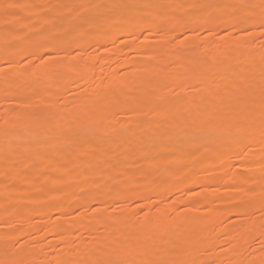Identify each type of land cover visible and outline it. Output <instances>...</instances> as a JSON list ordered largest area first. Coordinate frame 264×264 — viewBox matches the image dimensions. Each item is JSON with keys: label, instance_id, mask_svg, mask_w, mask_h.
I'll return each instance as SVG.
<instances>
[{"label": "rangeland", "instance_id": "rangeland-1", "mask_svg": "<svg viewBox=\"0 0 264 264\" xmlns=\"http://www.w3.org/2000/svg\"><path fill=\"white\" fill-rule=\"evenodd\" d=\"M168 1L0 0L5 258L23 260V248L29 253L38 243L41 253L30 264H55L64 256H70L68 264L119 259L142 264L177 251L197 264L264 261L259 109L257 104L253 113L234 102L244 95L235 84L253 83L251 94L258 98L264 0ZM5 4L31 7L5 9ZM247 10L252 20H245ZM85 17L96 23L84 24ZM53 35L57 43L43 51L58 52L60 59L42 80L46 64L34 53ZM152 56L159 60L155 69L149 68ZM62 64L73 75L72 70L60 75ZM213 105L223 117L214 121L217 126L251 125L252 131L208 130ZM70 107L80 108L77 116ZM161 151L163 165L156 168L152 164ZM77 170L85 173L80 182ZM18 175L25 179L19 186ZM54 180L59 186L51 195ZM58 224L68 229L65 243L45 232Z\"/></svg>", "mask_w": 264, "mask_h": 264}, {"label": "snow or ice", "instance_id": "snow-or-ice-1", "mask_svg": "<svg viewBox=\"0 0 264 264\" xmlns=\"http://www.w3.org/2000/svg\"><path fill=\"white\" fill-rule=\"evenodd\" d=\"M5 9L11 8V7H23V8H28L31 7L29 5H12V4H5L3 5ZM99 7V6H97ZM201 7H214L212 5H204ZM7 15V13H6ZM19 15V14H15ZM84 24H94L96 23L95 20L89 19V18H82ZM11 22V21H9ZM17 23L24 24L23 19H19L16 21ZM251 34V33H250ZM260 35L262 38H264V21H262L261 26H260ZM57 43V37L53 35L50 39L49 42L42 45L40 50H38L34 55H38L40 61L42 64H48L53 61H57L60 59L59 53H53V52H47L43 51V49L48 48L53 46L54 44ZM4 69L0 68V72H3ZM235 87L240 89L243 92V97H236L235 103L240 104L243 103L246 105V108L248 111H252L253 113L255 112L256 105L258 104V109H259V126L261 130L262 136H264V67L261 68L260 71V76H259V93H258V98L255 95L251 94V89L255 86L253 83H245V84H235ZM199 90V89H197ZM215 93L211 89H209V95L212 96ZM216 106L213 105L212 108H210L207 112V120L205 121L206 128L210 131L214 132H228L229 134H241L245 133L251 130V125L244 126V125H238L235 127H219L217 126L214 121L217 119L223 118L216 110ZM136 206L138 208H142V204L140 202H136ZM146 211V210H145ZM140 213L138 212L137 215ZM19 243V241H17ZM13 247H16L13 245ZM262 248H264V244H262ZM18 255V253L16 254ZM170 256L172 258L169 259H162V260H150V261H145L142 262V264H197L196 261L193 260H186L181 258L180 253L177 252H171ZM0 264H29L28 261L26 260H20L16 259L15 255H7L6 258H0ZM97 264H135L134 261H129L127 259H119V260H109V261H99ZM261 264H264V261L261 262Z\"/></svg>", "mask_w": 264, "mask_h": 264}, {"label": "bare ground", "instance_id": "bare-ground-1", "mask_svg": "<svg viewBox=\"0 0 264 264\" xmlns=\"http://www.w3.org/2000/svg\"><path fill=\"white\" fill-rule=\"evenodd\" d=\"M101 0H98V3L100 2ZM167 2H170V1H168V0H161V5H164L165 3H167ZM42 3H44V2H42ZM97 3V4H98ZM46 4V3H45ZM100 4V3H99ZM30 6V5H29ZM33 9V8H32ZM30 10V9H29ZM50 10V9H49ZM26 11V10H25ZM28 11V10H27ZM33 11V10H32ZM193 12V11H192ZM225 11L224 10H222L221 12H220V15H222L223 13H224ZM29 13V12H28ZM53 13V12H52ZM68 13V12H67ZM194 15L195 14H198L199 12H198V10H195L194 12ZM246 15L244 16V18H245V20L246 19H248L249 20V18H251V20H252V18L253 17H255V16H253V17H251V14H248L249 12H248V10L246 11ZM251 13H253V12H251ZM41 14V13H40ZM54 14V13H53ZM77 14V13H76ZM49 15H52V14H49ZM55 15V14H54ZM53 15V16H54ZM73 16V15H72ZM72 16H69V17H72ZM43 17L45 18V16L43 15ZM49 17V16H48ZM51 17V16H50ZM68 18V17H67ZM64 19V18H63ZM72 19V18H71ZM58 20V19H57ZM61 19H59L58 21H60ZM63 21V20H62ZM64 22V21H63ZM68 22V21H67ZM66 23V22H65ZM70 23V22H69ZM102 24H103V22H101ZM101 24V25H102ZM69 25V24H68ZM72 25V24H71ZM53 29V28H52ZM54 30V29H53ZM61 30V29H60ZM132 30V29H131ZM131 30L129 29L128 31H127V33H129V32H131ZM135 31V30H134ZM137 33V32H136ZM226 45V44H225ZM224 45V46H225ZM227 45H228V43H227ZM226 45V46H227ZM263 50V49H262ZM235 51V50H234ZM264 52V51H263ZM54 64H55V62H53ZM53 63H51V64H46L45 65V68H44V71H43V74H42V76H41V79L42 80H46L50 75H51V70H53L52 69V64ZM93 63V62H92ZM56 64H57V62H56ZM56 64H55V66H56ZM94 64V63H93ZM158 64H159V60H158V58H157V56H152L151 58H150V60H149V68L150 69H155L157 66H158ZM59 65V64H58ZM75 65V64H74ZM73 65V66H74ZM71 67V66H70ZM69 67V65H67V64H62V67H61V74L60 75H64L66 72H67V70H72V75H73V69H69L70 68ZM88 67H90V66H88ZM55 68V67H54ZM59 69V68H58ZM91 69V68H90ZM54 71V70H53ZM52 71V72H53ZM58 71V70H57ZM68 71V72H69ZM80 71V70H79ZM56 72V71H55ZM60 73V72H59ZM9 74V73H8ZM66 74H68V73H66ZM77 74V73H76ZM58 75V74H57ZM66 76V75H65ZM88 76V75H87ZM11 77V76H10ZM67 77V76H66ZM57 78V77H56ZM64 78L65 77H63V80H64ZM68 78H69V76H68ZM71 78H73V77H71ZM66 79V78H65ZM85 79V78H84ZM70 79H68L67 81H69ZM83 80V79H82ZM82 80H80V81H82ZM13 81V80H12ZM74 81V80H73ZM83 81H85V80H83ZM82 81V82H83ZM5 82V81H4ZM7 82V81H6ZM11 82V81H10ZM23 82V81H22ZM26 82V81H25ZM122 82V81H121ZM115 83V82H114ZM11 84H12V82H11ZM22 84V83H21ZM74 84H76V83H74ZM77 84H78V82H77ZM117 84V83H116ZM115 84V85H116ZM25 85V84H24ZM83 85V84H82ZM12 87H13V85H11ZM11 87V88H12ZM131 87V86H130ZM14 88V87H13ZM12 90V89H11ZM104 90V89H103ZM10 93H13V92H9V94ZM193 94V93H192ZM12 95V94H11ZM81 95V94H80ZM194 95V94H193ZM78 96V95H77ZM188 96V98L191 96V95H187ZM187 98V99H188ZM78 99H80L79 97H78ZM47 100V99H46ZM102 100V99H101ZM15 101V100H14ZM48 101H46V103H47ZM103 102H104V99H103ZM112 103V102H111ZM81 106H82V104H81ZM104 106V105H103ZM74 107V106H73ZM71 108V107H70ZM84 108V107H83ZM80 108H71V112L74 114V115H78V114H76V112L79 110ZM53 110V109H52ZM66 112V111H65ZM248 112V111H247ZM48 113V112H47ZM79 113H81V112H79ZM83 113H84V116H85V112H84V109H83ZM65 114V113H64ZM12 115V114H11ZM81 115V114H80ZM87 115V114H86ZM83 116V117H84ZM88 116V115H87ZM86 116V117H87ZM246 116V115H245ZM30 117V116H29ZM33 117V116H32ZM82 117V116H81ZM85 117V118H86ZM89 117V116H88ZM8 118H9V116H8ZM37 118V117H36ZM36 118H34V119H36ZM85 118H84V123L86 122L85 121ZM28 119H31V118H28ZM89 119V118H88ZM88 119H86V120H88ZM32 120V119H31ZM36 121V120H35ZM87 123V122H86ZM32 125V124H31ZM35 125V124H34ZM63 125V124H62ZM14 127H15V125H14ZM255 127V126H254ZM58 128V127H57ZM62 130V129H61ZM66 130H68V129H66ZM69 131V130H68ZM128 131H131V128L129 127L128 128ZM187 131V130H186ZM250 131H252V130H250ZM62 133V132H61ZM158 136H160L159 134H158ZM158 136H156L157 138H158ZM62 137V136H61ZM60 137V138H61ZM62 139V138H61ZM152 142H153V139H152ZM249 142H251V140H250V138L247 140V139H245L244 140V143H245V146L243 147V152H247V147H246V144L247 143H249ZM60 143V142H59ZM12 144V143H11ZM67 144V143H66ZM65 144V145H66ZM64 145V144H63ZM65 145H64V147H65ZM18 146V145H17ZM75 145H73V147H74ZM249 146V145H248ZM60 147H61V145H60ZM63 147V146H62ZM63 147V148H64ZM16 148V147H15ZM76 148H77V146H76ZM62 149V148H61ZM67 150H69L68 148H66ZM67 150H66V152H67ZM70 151V150H69ZM165 151V150H164ZM91 152V151H90ZM96 152V151H95ZM94 152V153H95ZM92 153V152H91ZM162 153H163V151H161V153L160 154H158V156L156 157V159H155V161H153L154 162V164H152V165H154L156 168L157 167H159L160 168V166H161V164L163 165V163L161 162V158H162ZM62 154V153H61ZM92 155H93V153H92ZM41 156V155H40ZM58 156V155H57ZM42 157V156H41ZM163 160V159H162ZM94 163V162H93ZM165 164V163H164ZM100 165H101V163H100ZM102 168V167H101ZM214 169V168H213ZM11 170V169H10ZM85 169H83V171H84ZM13 171V170H12ZM11 171V172H12ZM14 171H16V170H14ZM78 171V170H77ZM83 171L81 170H79L78 172H76V176H75V180H76V182H80V181H82L84 178H85V173H83ZM213 171V170H212ZM19 173V172H18ZM87 173H89V172H87ZM210 173V172H209ZM212 173V172H211ZM216 172H214V174H215ZM261 173L262 174H264V168L262 169V171H261ZM14 174V173H13ZM12 174V175H13ZM20 174V173H19ZM7 175H9V173L7 174ZM16 175V174H15ZM16 177V176H15ZM102 177V176H101ZM4 178V177H3ZM23 178V177H22ZM99 178V177H98ZM4 179H6V178H4ZM3 180V179H2ZM21 180L24 182V180L23 179H21L20 178V175H18V177H17V182H18V186L21 184ZM98 180V179H97ZM165 180V178H163V177H160V179H159V183H162L163 181ZM232 180V179H231ZM101 181V180H100ZM22 182V183H23ZM90 182V181H89ZM178 182V181H177ZM192 182V181H191ZM85 183V182H84ZM91 185L92 186H96L97 184H98V181H96V178L94 179V180H92L91 182ZM26 184V183H25ZM24 184V185H25ZM53 185H52V187H51V190H50V194L51 195H53V194H55V192H56V189H57V187L59 186V183L57 182V181H53V183H52ZM40 185V184H39ZM38 185V186H39ZM90 185V184H89ZM177 185V184H176ZM38 186H36V189H38L39 187ZM17 188V187H16ZM96 188V187H95ZM264 188V186L262 187V189ZM15 189V188H14ZM13 189V190H14ZM20 189V188H19ZM85 189V188H84ZM15 190H17V189H15ZM94 191V190H93ZM20 192V191H19ZM84 192V191H83ZM22 193V192H21ZM86 193V192H85ZM90 194V193H89ZM70 205V204H69ZM66 206V205H65ZM68 207V205L66 206V208ZM70 207H72V206H70ZM70 207L68 208V209H70ZM65 208V207H64ZM238 208V207H237ZM9 209V208H8ZM63 209V208H62ZM211 209H213V208H211ZM239 209V208H238ZM217 210V209H216ZM215 210V211H216ZM6 211V210H5ZM236 211V210H235ZM240 211V210H239ZM7 212V211H6ZM67 212V211H66ZM242 212V211H241ZM10 213V211L8 212V214ZM62 213H63V210H62ZM65 213V212H64ZM233 213V212H232ZM21 214V213H20ZM10 215V214H9ZM237 215V214H236ZM18 219V218H17ZM86 220H87V217H86V215H84L83 217H82V223H83V227H85V224H86ZM19 221V220H18ZM81 221V220H80ZM91 222V221H90ZM89 223V222H88ZM62 224V223H61ZM94 224V223H93ZM63 225H66V224H63ZM63 225H60V224H58V225H54V226H47V228L45 229V232H48L49 234L51 233V234H55V235H57L58 237L57 238H59L60 237V239H61V241L62 242H66L67 240V234H68V229L65 227V226H63ZM81 226V225H80ZM95 226V225H94ZM46 227V226H45ZM90 228H92L91 227V225H90ZM142 228V227H141ZM86 230H88V229H86ZM91 230V229H90ZM1 234V233H0ZM72 234V233H71ZM44 235H46V234H44ZM43 235V236H44ZM69 235V234H68ZM48 236V235H47ZM72 237V236H71ZM141 240V239H140ZM39 241V240H38ZM56 241V240H55ZM132 241H134V240H132ZM131 241V242H132ZM139 241V240H138ZM50 242V241H49ZM53 242V241H52ZM69 242V241H68ZM157 242V241H156ZM203 242H205L204 240H203ZM208 242V241H207ZM73 243V242H72ZM201 243H202V241H201ZM62 244V243H61ZM200 244V243H199ZM36 246H34L35 248L34 249H31L32 251L31 252H29V253H27L26 252V250L24 251V249H26V248H23V252H24V254H23V260H26V261H28L29 262V264H30V261H32V260H35L39 255H40V253H41V251H39V246L40 245H38V243H36L35 244ZM67 245V244H66ZM23 246V245H22ZM88 246V245H87ZM57 247V246H56ZM55 247V248H56ZM68 248V247H67ZM134 248V247H133ZM138 247H136V249H137ZM5 249V248H4ZM18 249V248H17ZM28 249V248H27ZM66 249V248H65ZM92 249H93V246H92ZM10 250H12V249H10ZM14 250V249H13ZM29 250V249H28ZM85 250V249H84ZM94 250V249H93ZM83 251V250H82ZM87 251V250H86ZM95 251V250H94ZM43 252V251H42ZM69 252H71V251H69ZM134 252H135V250H134ZM9 253V252H8ZM21 254V253H20ZM45 254V253H44ZM7 255V254H6ZM18 255H19V253H18ZM55 255V254H54ZM67 255V254H66ZM73 255V254H72ZM82 255V254H81ZM86 255H87V253H86ZM91 255V254H90ZM94 255V254H93ZM92 255V256H93ZM134 255V254H133ZM21 256H22V254H21ZM20 256V257H21ZM48 256V255H47ZM75 256V255H74ZM79 256V255H78ZM135 256V255H134ZM199 256H201V255H199ZM7 257V256H6ZM65 257V256H64ZM64 257H57L56 259H54L55 261H56V263L55 264H68V260H71V258L70 259H68L69 257H67V258H64ZM126 257V256H125ZM0 258H5V254H4V252H3V250H2V248L0 249ZM46 258V257H45ZM55 258V257H54ZM74 258V257H73ZM82 258V257H81ZM200 258H203L202 256L200 257ZM58 259V260H57ZM88 259V258H87ZM132 260H133V257L131 258ZM135 259V258H134ZM47 260V259H46ZM89 260H90V257H89ZM94 260V259H93ZM38 261V260H37ZM54 261V262H55ZM79 261H81V259H79ZM82 261H84L83 259H82ZM40 262V261H39ZM53 262V263H54ZM97 262V261H96ZM69 263H71V262H69ZM77 263V262H76ZM86 262H84V264H85ZM72 264H73V262H72ZM86 264H95V262H93V261H91V262H88V263H86Z\"/></svg>", "mask_w": 264, "mask_h": 264}]
</instances>
